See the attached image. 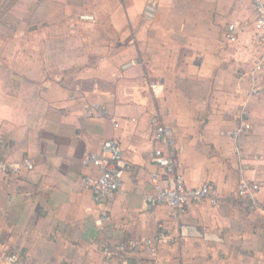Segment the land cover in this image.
<instances>
[{"label":"crops","instance_id":"0c3cea01","mask_svg":"<svg viewBox=\"0 0 264 264\" xmlns=\"http://www.w3.org/2000/svg\"><path fill=\"white\" fill-rule=\"evenodd\" d=\"M86 13L96 23L78 19ZM254 15L251 0H0V161L21 164L18 173L0 170V251L34 264H101L106 244L177 236L170 209L144 202L157 111L174 131L175 171L187 187L213 184L221 202L190 203L182 218L190 236L126 260L264 264V70L252 73ZM231 23L236 43L223 36ZM253 86L259 96L246 95ZM93 102L118 127L87 116ZM242 108L251 129L236 155L230 132ZM110 138L130 170L99 224L81 181L98 168L82 160ZM241 175L259 184L255 209L234 197Z\"/></svg>","mask_w":264,"mask_h":264},{"label":"built area","instance_id":"2783aa9c","mask_svg":"<svg viewBox=\"0 0 264 264\" xmlns=\"http://www.w3.org/2000/svg\"><path fill=\"white\" fill-rule=\"evenodd\" d=\"M254 10L252 22L255 42L253 51L256 54L253 62L252 73L264 70V0H251ZM155 8L151 4H146L143 10L145 19L154 17ZM80 21L96 23L97 19L93 13L80 14ZM223 36L228 42H238L239 30L236 23H231L224 28ZM134 60L127 62L122 68L131 66ZM242 75V74H241ZM247 96L260 95L258 86L251 87ZM85 113L89 117H108L113 126L118 127L116 118L109 116L106 107L100 103L89 104ZM246 111L241 109L237 117V126L230 132V140L233 142L232 152L240 154L237 142L239 138L249 134L251 129L245 118ZM152 132V141L155 147L146 156L148 161L154 165V170L149 173L150 191L144 195V202L151 206H166L170 209L171 215L178 221L176 231L177 236L171 233L159 231L152 238H136L128 241H117L106 244L102 247L103 260L101 264L109 262H119V264H132L126 257L138 250H146L152 255L159 244H169L178 239L191 235V226L185 224L182 218L190 203L207 202L212 206H218L221 197L216 187L207 182L196 187H187L181 174L175 171L176 148L175 137L172 127L166 125L159 112L155 111L149 118ZM26 170L33 169L30 159L21 161ZM82 163L98 168L96 176L83 175L81 181L85 188L93 193V200L97 206L98 223L103 224L110 220V215L105 209L107 201L114 196H122L124 190V174L130 170L129 164L122 157V149L119 142L110 138L101 143L100 153H89L84 156ZM20 163H9L0 161V170L5 173H18ZM242 165V163H241ZM241 168V167H239ZM241 171V170H240ZM259 192L258 182L247 180L243 175L238 182L234 197L246 204L248 208L255 209L259 205L257 194ZM0 258L7 264H34L26 254L18 251H0Z\"/></svg>","mask_w":264,"mask_h":264}]
</instances>
